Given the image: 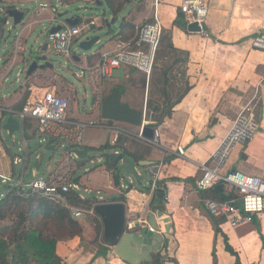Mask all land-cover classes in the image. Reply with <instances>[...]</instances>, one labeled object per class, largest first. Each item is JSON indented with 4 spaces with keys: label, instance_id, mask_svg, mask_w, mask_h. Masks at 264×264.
Listing matches in <instances>:
<instances>
[{
    "label": "crops",
    "instance_id": "obj_1",
    "mask_svg": "<svg viewBox=\"0 0 264 264\" xmlns=\"http://www.w3.org/2000/svg\"><path fill=\"white\" fill-rule=\"evenodd\" d=\"M26 1L4 0L5 4H1L5 8L10 4ZM29 1L36 4L38 14L49 9L47 2ZM102 1L98 4H103ZM136 1L137 4L134 3L123 17V22L128 21L135 28L133 39L141 23L153 22L157 17L164 30L170 31L175 48L190 54L187 72L191 90L157 127L161 132L158 146L148 145L138 137L142 131L141 127L106 121L98 116V111L94 117H88L87 114L80 116L77 114V107H72L70 116L78 121L96 120L99 124L107 125V129L95 128L105 131V135L100 139L102 144L92 147L90 142H85V149L89 151L113 145L121 135L129 139L128 146L136 142L149 148L143 161L151 162V165H161L157 179L158 190L150 197L154 179L149 172V165L137 167V179L121 174L120 179L125 181L128 187L124 192L115 186L113 171L107 168L106 163L99 167V171H88L84 176L81 174L83 166L78 167L81 159H75L79 161L75 162L74 176L75 173L81 176V195L85 199L96 198L100 202L108 203L124 195L127 213L142 217L149 225L150 213H153L157 224L154 228L157 231L150 232L147 226H143L126 231L116 246H107L102 240L93 243L95 232L87 215L83 214L78 219L84 227L83 237L59 243L58 254L63 259V264H157L156 258L160 259L159 264H165L163 257H169L167 264H264V212L256 216L252 223L234 229L225 218L210 214L204 204L203 192L196 190V183L202 176L201 166L217 150L241 111L250 104L261 111L260 122H257L262 132L257 133L246 145L237 146L233 150L224 171L239 170L247 175H260L264 169V87L258 88L264 77V51L256 50L252 46L256 36L264 32V0H211L206 33H190L174 24L180 11L178 0H161L158 5L155 4L156 0ZM76 2L84 1L76 0L71 3ZM129 2L132 5L135 0ZM119 3L122 4V12L127 7L128 0H119ZM41 5H48V8L43 9ZM58 5L69 6L64 4V0ZM54 11L57 12L56 16L48 19L52 28L64 22L60 18L63 13H58L56 7ZM110 14L118 20L113 13ZM88 21L94 23L92 27L96 25V21ZM41 22L37 20L34 24ZM122 24L114 35L107 36L105 40L100 36L101 42L92 52L86 53L84 58L73 52V65L83 70L95 65L103 53L114 51L121 40L118 33ZM20 27V32L12 41L7 59L3 62L0 59V87L5 93V96L0 97V103L7 109L20 110L27 99L55 91L63 96H70L73 106L74 97L79 98L78 89L54 71H38L29 76L27 70L25 79L21 80L24 74L22 70L18 72L16 80L10 78L14 67L26 54L27 38L32 34L34 25L22 23ZM47 34L49 35V32ZM3 37L4 34L0 42ZM84 40L86 39L79 38L77 43ZM75 56H79L81 61L75 62ZM77 78L80 79L78 76ZM143 79L144 74L141 72L130 69L116 70L105 82V95L119 87L122 89L123 102L143 113L147 109L151 94L150 81L146 78L144 82ZM38 140L36 128H25V149ZM179 147L184 149V157L178 155ZM56 149L58 147L55 146ZM11 159L10 147L3 140L0 147V174L15 177L14 163L17 159ZM131 160L136 164L140 163ZM54 169L49 168L45 175ZM25 173L26 168L22 167L20 175ZM34 173L37 171L34 170L33 175ZM100 176L101 178L97 179ZM222 190L226 191L225 194L232 192L228 187H223ZM93 192L100 197L94 196ZM102 192L107 195L102 196ZM156 194H159L160 201L154 200ZM226 240L236 255L227 250Z\"/></svg>",
    "mask_w": 264,
    "mask_h": 264
},
{
    "label": "built area",
    "instance_id": "obj_2",
    "mask_svg": "<svg viewBox=\"0 0 264 264\" xmlns=\"http://www.w3.org/2000/svg\"><path fill=\"white\" fill-rule=\"evenodd\" d=\"M160 1L156 0L155 4L158 5ZM178 1V8L184 16L186 27L190 24H197L200 28L206 25L211 0ZM41 7L45 9L48 8V5H41ZM93 24L92 22L83 26H70L64 22L58 23L62 29L48 35L49 47L57 55L63 56L73 63L74 46L84 30L92 27ZM163 31V25L156 17L153 22L138 27L134 39L128 42L119 40L114 51L103 53L95 65L82 70V77L79 78L88 81L94 95V107L98 111L99 117H102V107L106 98L105 82L112 77L114 71L120 69L138 71L150 81ZM252 46L256 50L264 51V32L256 36ZM262 87H264V77L258 85V88ZM255 109L256 107L250 104L241 111L217 150L201 166L202 176L196 183L198 192H205L219 185L237 192L238 197L228 201L208 199L204 203L211 215L225 218L234 229L252 223L256 216L264 212V169L260 175H247L239 170L223 173L233 150L237 146L246 145L257 135L258 122ZM71 113L72 98L55 91L45 92L27 99L20 110L7 109L0 103V147L3 142L1 125L5 121V116L9 115L20 122L23 132L30 126L36 128L41 144L61 147L64 155V159L48 175L37 179V173H34L36 179L33 182L27 183L24 180V174H21L17 180L13 176L0 174V180L3 184L16 190L19 196L29 197L35 194L60 203L72 212L75 219H79L85 214V211L71 206L68 197L69 194L74 193L81 199H85L81 195V185L74 181L76 167L72 158L78 159L75 151L86 148V130L90 128L107 129V125L99 124L96 120L78 121L70 116ZM143 117L142 131L138 137L148 145L158 146L161 137L159 129L154 128L152 139L143 136V128L152 124L148 109L143 112ZM178 155L185 156L183 148H178ZM17 162L16 160L14 164L16 165ZM160 168L161 165L149 166V172L154 179L150 188V197L158 190L157 179ZM120 183L123 192L127 190L125 181L121 180ZM93 210L90 213H93ZM143 226H147L150 232L156 233L157 231L142 217H137L134 213H127L126 231ZM168 262L169 257H163V263L167 264Z\"/></svg>",
    "mask_w": 264,
    "mask_h": 264
},
{
    "label": "trees",
    "instance_id": "obj_3",
    "mask_svg": "<svg viewBox=\"0 0 264 264\" xmlns=\"http://www.w3.org/2000/svg\"><path fill=\"white\" fill-rule=\"evenodd\" d=\"M104 1L110 12L118 17L122 10V4L119 3V0ZM71 2L70 0H64V4H70ZM174 24L186 30V22L180 11ZM3 28V25L0 24V38L4 34ZM134 32V26L130 22L124 21L118 34L122 41L128 42L133 39ZM189 59V52L175 48L170 31L164 30L156 54L154 71L150 79L151 94L147 104L148 113L152 120L150 127L157 128L161 125L165 118L173 112L175 106L191 90L187 72ZM145 79L146 76L144 75L143 81ZM115 90L122 93V89L119 87ZM259 119L260 116L259 118L257 116L256 120L258 122H260ZM51 144H54V142H51ZM128 145L129 139L121 135L116 143L108 147L102 146L99 150L102 152L106 150L120 152L124 157L131 158L137 163L143 161L149 152V148L142 147L136 142H132L131 146ZM85 161H79L78 167H82ZM106 165L109 170L113 171L115 186L121 187L122 171L118 166L111 165L109 157L106 158ZM74 178V181L80 184L81 176L78 173H75ZM224 191L215 187L203 192V197L205 200L216 201H228L238 197L237 192L234 190L227 194ZM68 197L71 206L85 211L95 232L93 243H99L102 240L103 224L97 215L90 212L95 205L106 202H100L96 198L83 200L74 193L69 194ZM154 200L160 201L159 194L154 196ZM110 202L126 203V200L122 195ZM83 235V225L78 219L74 218L68 208L60 203L35 194L22 197L13 189L9 190L4 198L0 200V264H63V259L57 251L59 243L82 238ZM226 242L227 250L236 255L228 246L227 240ZM214 259L216 261L215 254ZM156 263H160L159 258H156Z\"/></svg>",
    "mask_w": 264,
    "mask_h": 264
},
{
    "label": "rangeland",
    "instance_id": "obj_4",
    "mask_svg": "<svg viewBox=\"0 0 264 264\" xmlns=\"http://www.w3.org/2000/svg\"><path fill=\"white\" fill-rule=\"evenodd\" d=\"M44 2H47L49 4V9L46 12H42L40 14L37 13L36 4L34 2H30L27 0L26 2H20L18 4H15L16 8L26 13L24 25L26 24H33V32L30 35V37L27 38L26 43V54L20 62L17 63V65L14 67V70L12 74L10 75V78L12 80H16L17 74L20 71H24V74L21 76V80L25 79V72L28 70L30 63L32 62L34 56L38 53V49L45 45L46 43H50L48 40V31L51 30L52 25L49 23L48 19L54 18L56 16V13L54 11V8L58 9V13L67 14V16L76 15L82 19L81 25L89 24L90 21L93 20L96 21V25L94 27H88L84 30L80 38L84 39H91L96 36H101L105 40L107 36L114 35L113 33H116L118 29L120 28V25L123 22V17L127 14L129 9L134 5V3L137 4L138 1L135 0L133 4L128 0L127 7L125 8L124 4V10L120 13V15L117 17V23L112 26L111 29H108L105 24V20L109 19L110 21L113 19L111 16L107 6L106 2L103 1V4H98V2H101L102 0H83L84 2H76L71 3L67 7H63L62 5H58L61 0H41ZM70 1H76V0H70ZM78 1V0H77ZM0 3L5 4L4 0H0ZM17 3V2H16ZM161 3V1H160ZM2 4H0V15L3 16L2 13ZM8 5V4H7ZM14 5V4H13ZM8 6H11L8 5ZM37 20L42 21L41 24H34ZM145 24V22L141 23L139 26ZM80 25V26H81ZM187 30V27H185ZM4 30V37L2 41L0 42V59L1 61H5L7 59V55L9 52H11V44L14 40V37L16 34H18L21 30L20 26L14 27L12 20L10 21L9 25L5 26L3 28ZM79 43H77L74 46V53L81 56V58H84L85 53L79 49ZM49 60L52 61L57 69L56 72L58 75L63 76L65 79H67L70 83H72L79 91V98L74 97L73 100V109L77 107V114H80V116H85L87 114L88 117H94L97 115V110L94 107L93 101H94V95L91 90V88L87 85L88 81L86 79H78V77H82V70L73 65L72 62H70L68 59H66L63 56L57 55L52 48H49L48 51ZM32 59V60H31ZM2 68V67H0ZM124 70V69H123ZM87 81V82H86ZM85 83V84H83ZM6 86V85H4ZM5 93L3 92V88L0 87V97L2 98ZM88 96V98H86ZM86 98V99H85ZM78 100V101H77ZM84 109H86V113H84ZM73 112V111H72ZM260 109L256 107L255 114L256 117L260 116ZM262 132L261 129L258 128V132ZM105 135V131L95 128H90L86 130L85 132V142H90V145L92 147H98L100 144L103 143L101 138ZM1 136L3 140L8 144L11 151V157L12 161L17 159L18 162L16 164V175L15 179H19L20 176V170L22 167L26 168V173L24 176V180L27 183L33 182L36 178L33 175V171H37V179L41 176L45 175L47 173V170L49 168H55L63 159L64 155L62 153V148L58 147V149L54 151H47L46 149L42 147H33L28 146L27 149L24 148V142H23V135L20 133H16L14 135V138L10 134H8L7 131H1ZM14 141V143H13ZM26 150V152L24 151ZM28 151V152H27ZM111 151L106 150L104 152L100 151L97 148H94L89 151L88 159H86L82 169L81 174L86 175L88 171H94L101 169L100 166L105 165L106 163V157L105 153L109 154ZM20 161V162H19ZM73 163H75L77 160L72 158ZM79 161V160H78ZM77 161V162H78ZM100 161V162H99ZM225 171H223L224 173ZM102 174V172H99ZM122 174L129 178L131 175H127L125 172L122 171ZM133 177V176H132ZM90 177L91 180H93ZM100 177H97V179H100ZM92 185V184H91ZM89 185V186H91ZM93 188V187H91ZM13 188L10 187L7 184H3L0 180V200L4 198V195L8 193L9 190H12ZM84 189V187H83ZM94 196L97 198L100 197V195H97L96 192H93ZM2 194V195H1ZM102 196H106L107 193L102 192ZM107 199V197H105ZM94 213V212H93ZM84 219V218H83ZM86 219V217H85Z\"/></svg>",
    "mask_w": 264,
    "mask_h": 264
},
{
    "label": "water",
    "instance_id": "obj_5",
    "mask_svg": "<svg viewBox=\"0 0 264 264\" xmlns=\"http://www.w3.org/2000/svg\"><path fill=\"white\" fill-rule=\"evenodd\" d=\"M3 16L0 15V24L3 27L9 25L12 20L13 26H20L24 20L25 15L23 11L16 8L15 5L7 6L2 8ZM60 18L70 26H79L82 22L80 17L70 18L67 14H61ZM117 23V19L113 18L111 21L109 19L105 20L106 27L111 29L113 25ZM62 29L61 25L54 26L49 32V34H54ZM190 33H206L208 28L203 25L200 28L197 24H190L187 27ZM48 35V34H47ZM101 42V37L96 36L91 39H87L79 42V49L85 54L92 52L96 46ZM49 46L45 44L38 49V53L34 56L32 62L27 71V75H32L38 71H56V65L49 60ZM75 62H80L81 58L79 56L74 57ZM102 118L106 121L119 122L129 124L133 127H142L143 123V113L132 108L128 103L123 102L122 94L118 90L112 91L106 96L102 107ZM2 130L7 131L8 134L14 137L16 133L24 134L21 129L20 122L9 115L5 116V121H3ZM143 136L149 139L154 137V129L150 126L143 128ZM31 146H38L46 149L47 151H54V146H43L38 140L37 143H32ZM75 154L81 160L88 158L89 150H76ZM105 157H109L112 166H118L120 171L125 172L127 175H131L138 178L137 167L140 166H151V162L143 161L136 164L131 159L124 157L121 153H105ZM120 164V166H119ZM217 189L222 190L223 185L217 186ZM94 214L97 215L103 224V231L101 239L107 246H116L120 239L126 232V216L127 208L125 203L122 202H108L100 203L94 206ZM150 225L157 227L154 220V214L150 213Z\"/></svg>",
    "mask_w": 264,
    "mask_h": 264
}]
</instances>
